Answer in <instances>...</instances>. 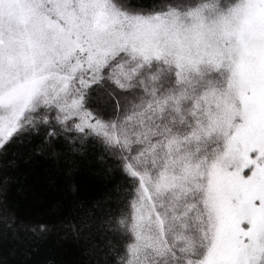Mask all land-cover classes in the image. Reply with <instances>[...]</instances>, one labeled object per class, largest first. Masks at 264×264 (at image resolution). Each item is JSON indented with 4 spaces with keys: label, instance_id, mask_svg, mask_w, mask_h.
Masks as SVG:
<instances>
[{
    "label": "snow or ice",
    "instance_id": "obj_1",
    "mask_svg": "<svg viewBox=\"0 0 264 264\" xmlns=\"http://www.w3.org/2000/svg\"><path fill=\"white\" fill-rule=\"evenodd\" d=\"M0 264H264V0H0Z\"/></svg>",
    "mask_w": 264,
    "mask_h": 264
},
{
    "label": "trees",
    "instance_id": "obj_2",
    "mask_svg": "<svg viewBox=\"0 0 264 264\" xmlns=\"http://www.w3.org/2000/svg\"><path fill=\"white\" fill-rule=\"evenodd\" d=\"M88 178L85 177V180ZM30 202L34 204L33 212L37 219H47L48 209L51 207L52 203L57 198L58 194L52 190H46L42 187L38 178L32 181L30 192L28 193ZM57 255L61 258L71 259L72 250L65 253L63 250L53 249Z\"/></svg>",
    "mask_w": 264,
    "mask_h": 264
}]
</instances>
